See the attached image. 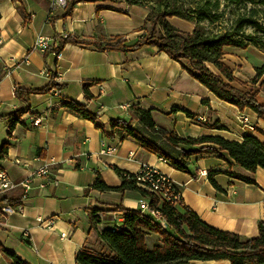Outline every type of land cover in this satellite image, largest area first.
<instances>
[{
	"label": "crops",
	"instance_id": "1",
	"mask_svg": "<svg viewBox=\"0 0 264 264\" xmlns=\"http://www.w3.org/2000/svg\"><path fill=\"white\" fill-rule=\"evenodd\" d=\"M51 4L52 0H0V168L16 184L39 167L48 168L46 178L33 175L24 198L20 185L8 191L21 197L22 207L1 220L0 264H11L5 250L27 264H79L76 255L81 250L106 251L100 231L122 223L126 210H142L146 201L135 190L93 188L97 173L107 186L119 187L122 178L115 168L135 174L143 166L152 167L171 180L183 204L203 222L242 237H256L258 224L264 221V167L255 170L254 183H246L228 174L245 170L227 151L210 143L178 144L172 154L192 152L188 172L179 171L132 138L106 136L63 103L69 99L84 104L106 130L111 120H128L132 106L151 110L157 127L173 130L182 138L219 136L240 141L256 127L264 132V118L219 99L154 45L122 52L68 42L57 55L44 58L43 52L32 49L37 35L71 34L86 40L119 36L134 42L144 33L140 28L148 12L145 6L124 0L82 1L63 16L64 9ZM174 19L177 24L190 23ZM44 70L59 76L61 88L31 93L29 110L11 125L7 115L23 108L15 88L45 87L50 79ZM84 84H88L89 98ZM37 117L40 123L32 124L31 119ZM131 126L144 132L135 120ZM206 147L215 151H199ZM199 169L210 172L218 187L208 175H199ZM144 238L149 249L162 244L156 232L145 230ZM184 264L229 262L191 260Z\"/></svg>",
	"mask_w": 264,
	"mask_h": 264
},
{
	"label": "trees",
	"instance_id": "2",
	"mask_svg": "<svg viewBox=\"0 0 264 264\" xmlns=\"http://www.w3.org/2000/svg\"><path fill=\"white\" fill-rule=\"evenodd\" d=\"M82 1L116 3L121 0H67L63 16L70 15L75 5ZM125 2L129 5L145 6L148 10L144 24L140 28L144 33L136 41L125 42L119 36L112 38L102 36L86 40L71 34L55 35L51 45L43 52L44 58L49 54L57 55L68 42L93 44L105 51L122 52L137 50L144 45H154L178 61L184 70L219 99L235 105L239 110L249 108L258 117L264 118V104L258 101L255 92L242 90L232 84L235 81L233 71L223 60L227 47L245 48L248 44H254L264 49V0H155L152 7L144 5L139 0ZM221 5L225 8L219 11ZM224 14H228L226 19L223 18ZM170 17L192 22L193 29L187 31L175 27L168 21ZM247 28H251L252 33L245 34ZM255 71V79L261 78L264 82V63ZM54 75L51 73V76ZM61 86L50 79L43 88L16 87L15 96L23 108L7 115L11 118V125L19 122L21 115L29 110L31 93L58 90ZM83 91L89 98L88 84H84ZM63 106L92 121L106 136L113 137L116 134L121 139L129 137L136 140L143 148L162 157L179 171L188 172L192 152L177 150L172 154V150L178 144L210 143L220 150L227 151L235 164L245 170V173L228 174L246 183H254L252 176L255 170L264 167V132L257 127L252 132L245 133L240 141L227 140L219 136L182 138L173 130L157 127L151 110L132 106L128 120H111L109 130H106L97 116L90 113L84 104L66 99ZM133 120L143 125L144 132L131 126ZM4 147L5 145L1 155ZM199 151L215 149L206 147ZM115 170L122 178L119 187L107 186L97 173L93 188L99 191L127 189L138 191L146 200L148 209L126 210L120 227L115 224L100 231L99 236L107 247L106 251L91 253L81 250L76 255L77 263L184 264L191 260H227L229 264H264V221L259 222L256 237H242L230 231L220 230L203 222L192 209L183 204L182 200L181 204H172L158 194L140 187L137 183L139 174L127 173L118 168ZM207 175L212 184L218 187L211 178V173L208 172ZM20 198L7 192L0 198V204L16 206ZM152 211H158L160 217L153 215ZM98 221L95 217L94 223ZM145 230L158 233L162 238V244L149 249L145 243ZM5 252L11 264H27L13 252L9 250Z\"/></svg>",
	"mask_w": 264,
	"mask_h": 264
},
{
	"label": "built area",
	"instance_id": "3",
	"mask_svg": "<svg viewBox=\"0 0 264 264\" xmlns=\"http://www.w3.org/2000/svg\"><path fill=\"white\" fill-rule=\"evenodd\" d=\"M67 0H52L51 7H56L59 9H64L66 7ZM52 9L50 10L51 13ZM53 42V38L46 36V35H37L36 38L33 41L32 49H37L41 52H44ZM43 74L49 78L52 79L54 82L59 83L60 78L57 74L54 76H51V72L48 70H44ZM32 124L38 125L40 123V118H33L31 119ZM104 152V151H102ZM48 173L47 166H41L36 171H32L31 174L27 175L25 178H23L18 184L14 183L11 178L9 177L6 169L0 168V198L3 197L9 190L14 188L17 185L22 186L23 188V194L22 198H24L27 195V191L30 188V183L32 177L40 176L46 178ZM139 174L138 176V185L142 188H144L147 191L153 192L161 196L162 198L166 199L167 201L171 202L172 204H181V197L179 191L175 188L171 180L162 174L161 172L157 171L156 169L149 167V166H143L141 170L137 172ZM199 175L206 176L207 171L205 169H199ZM22 207V204L19 203L15 207L10 206H3L0 204V224L1 220L4 218L7 213L13 212V211H19ZM142 210L148 209L147 202L143 203L141 205ZM152 214L156 217H160V214L158 211H152ZM117 227H120V224H116Z\"/></svg>",
	"mask_w": 264,
	"mask_h": 264
},
{
	"label": "rangeland",
	"instance_id": "4",
	"mask_svg": "<svg viewBox=\"0 0 264 264\" xmlns=\"http://www.w3.org/2000/svg\"><path fill=\"white\" fill-rule=\"evenodd\" d=\"M139 1L148 7H152L155 3V0ZM224 8L225 7L221 5L219 11ZM227 17L228 14H224L223 18L226 19ZM168 21L172 25L180 27L181 29L183 28V30L189 31L188 29H193L192 22L177 24L174 17L168 18ZM248 33H252L251 28L245 30V34ZM223 60L233 71L235 81L232 84L242 90L255 92L258 101L264 104V82H262L261 78L255 79L256 68L264 63V49L261 46L254 44H248L245 48H226Z\"/></svg>",
	"mask_w": 264,
	"mask_h": 264
}]
</instances>
